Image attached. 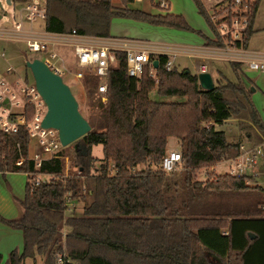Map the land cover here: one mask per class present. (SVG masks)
<instances>
[{"label":"trees","instance_id":"16d2710c","mask_svg":"<svg viewBox=\"0 0 264 264\" xmlns=\"http://www.w3.org/2000/svg\"><path fill=\"white\" fill-rule=\"evenodd\" d=\"M243 2L249 6L248 26L234 43L247 50L262 0ZM197 3L215 33L204 6ZM133 5L134 0H46L44 28L110 38L113 22L121 19L193 31L181 15L149 13ZM200 35L206 47L224 46ZM116 54L117 64L106 79L90 74L82 79L91 131L39 170L30 156L26 128L17 133L0 129V172L28 176L24 199H15L21 216H0V223L23 233V249L14 250L5 264H37L39 259L58 264L63 255L69 258L66 264H264V187L251 185L257 180L252 176L210 173L206 180L198 179L201 169L240 156L244 143H264V118L242 77L243 63L230 62L237 81L222 78L205 91L198 74L177 67L168 71V56L158 57L156 84L148 68L131 77L126 54ZM103 82L105 94L99 92ZM155 89L160 96L185 101H152ZM229 121L236 122L238 135L217 129ZM170 138L180 142L183 162L181 169L166 174L160 166ZM96 145H102L99 165ZM141 165L145 168L139 170ZM41 175L51 180L36 185ZM78 203L83 213L68 216L70 205Z\"/></svg>","mask_w":264,"mask_h":264},{"label":"built area","instance_id":"2783aa9c","mask_svg":"<svg viewBox=\"0 0 264 264\" xmlns=\"http://www.w3.org/2000/svg\"><path fill=\"white\" fill-rule=\"evenodd\" d=\"M138 1L140 0H134V4ZM199 1L204 6L209 21L213 28H215L218 37L224 43V46L221 48H205L207 53H203L201 49L192 50L179 46L151 44L129 38L90 37L78 30H74L71 33H50L43 27L41 31L35 30L34 32L33 28L36 23L45 22L47 9L46 5L38 7L32 3L20 11L14 30L12 32L0 31V35L5 40L25 42L30 52L42 54L40 60L53 73L62 78L69 73V63L72 62L73 64L71 58L68 62L60 53L64 52L67 48L73 49L76 64L79 67L77 72H72L71 75H74L79 80H82L84 76L89 74L106 79L111 67L117 64L116 53L118 52L126 54L127 70L131 77L142 76L148 68L150 77L155 80V83H158L157 72L159 68H155L154 61H159L158 57L160 55L168 56L169 60L167 61L166 69L171 71L175 67L173 61L175 57L182 54L192 55L194 51L203 59L196 65L198 73L209 72V65L205 62L206 58L210 56L222 58L225 55H230L236 62L246 63L251 71L264 73V54L251 53L248 50L235 47V43L228 44L226 41L224 42V39L228 40L231 38L235 42L242 38V33L248 26L247 14L249 13V6H244L243 0H232L233 7L229 6L230 0H219L208 8L202 0ZM168 8V0H163L160 4V10L157 7L159 12L161 10H168ZM230 11L232 15H230ZM229 16H232L230 23L228 20ZM25 19L30 25L27 32ZM229 45L231 47H228ZM200 50L201 54L199 53ZM11 71L12 69L9 68L7 72L10 73ZM19 82L26 85L31 82L22 89V92L26 96L24 102L17 100L16 95L9 94L10 89L6 86V80L0 76L1 129L6 133H17L20 127L26 128L30 140H36L44 151V155L35 154L32 157L35 168L39 170L45 160L58 156L63 150V146L57 130L43 128L42 123L47 113V106L37 91L34 80H30V77L25 75L20 76ZM107 90V83L103 82L99 86V92L105 94ZM23 162V159L20 160L17 166H21ZM182 162L181 153L172 151L165 156L160 168L166 174H172L180 168ZM229 162L231 164L230 175L236 177L249 176L247 170L254 168V176L258 179L260 173L256 171V168L264 166V145L257 147L242 145L240 156ZM41 183L44 182H41L40 178H37L36 185H40Z\"/></svg>","mask_w":264,"mask_h":264},{"label":"rangeland","instance_id":"374dc122","mask_svg":"<svg viewBox=\"0 0 264 264\" xmlns=\"http://www.w3.org/2000/svg\"><path fill=\"white\" fill-rule=\"evenodd\" d=\"M113 2H117L118 0H112ZM169 8L165 10V12H170L172 14L183 16L193 31H182V30H174V29H165L163 27H156L147 25L146 34L142 37V40H148L151 44H163V43H171L172 45L182 46L185 48H189L192 50H198L194 44L195 41L202 39L200 33L208 36H212L213 41L223 42L221 39L219 40L216 31L213 33L211 27L209 26L206 18L200 12V6L197 3V0H168ZM206 7L210 8L213 4L219 0H202ZM163 0H140L136 2L132 7L136 9L143 10L145 12L153 13L158 12L160 10V4ZM34 4L38 7H42L46 5V0H29V2L24 3L18 0H13V2L9 5L7 0H0V31L2 32H12L15 28V22L19 19V14L22 9H24L28 4ZM158 7V9H157ZM25 21L26 32L29 30V23ZM44 27V22H38L34 25V32L41 31ZM45 29V28H44ZM256 33L252 36L248 51L251 53H261L264 54V0L259 9L258 16L256 17V23L254 26ZM170 30V31H167ZM133 31V30H131ZM148 33V34H147ZM26 34V33H25ZM215 34V35H214ZM148 35V36H146ZM221 36V35H220ZM232 36V35H231ZM129 39H137L136 37H132ZM200 41V40H199ZM198 41V42H199ZM228 44H232L233 39L229 38L228 40L224 39V42ZM192 44V45H191ZM206 47V46H205ZM228 47H231L229 45ZM69 62L70 58L73 61L69 63L68 69L69 73L67 76L63 77L64 82L70 87L74 96L76 97L80 112L82 115L89 119L91 109L88 100V96L86 94V85L83 80L76 79L74 75L71 73L77 72L79 69L76 64V58L74 57V51L72 48H67L64 52H60ZM4 54V57H3ZM42 58V54L33 53L28 50L27 44L25 42H16V41H0V76H3L6 80L7 87L10 89V95H16L17 100L24 102L26 100L25 93L22 92V89L29 85L23 84L20 80V76H29L30 80L33 79L31 75V71L27 69L26 63L27 61H32L34 59ZM202 57L199 56L195 51L192 55L182 54L173 59L174 66L179 70L188 69L193 74H198L196 70V65L199 61H202ZM236 62L230 55H225L222 58H214L212 56L206 58V63L209 65L211 70V74L214 80L215 85H217L218 80L220 79L222 82L224 80L222 78H226L229 81L235 82L237 81V75L234 72L230 62ZM244 69V82L248 88L252 87L254 91H252V99L263 115L264 118V73L251 71L248 69L246 63L242 64ZM11 68L12 71L8 73V69ZM34 80V79H33ZM159 81V80H158ZM250 81V82H248ZM158 84V83H156ZM150 99L155 102H184V97H164L160 96L157 92V89L150 93ZM1 129V122H0ZM218 130L226 132L228 135H238L239 130L235 123H229L223 126H217ZM2 130V129H1ZM261 145H264L261 144ZM175 145L170 143L169 148L171 149ZM260 146V145H259ZM257 147V146H256ZM35 154L44 155V151L42 147L36 142V140L31 141L30 145V156L34 157ZM93 154L96 158L99 159L97 165L100 164V159L103 158L102 153V145H96L93 148ZM67 169L69 168L70 162L66 159ZM264 165V164H263ZM231 164L229 162H222L220 164H216L213 167L203 168L198 174L199 180H206L208 174L215 173L216 175H226L229 174ZM145 166L141 165L138 167L139 170L144 169ZM155 169V166L152 167ZM182 168V164L180 165V169ZM256 171L260 173V176L257 180L251 181V185H261L264 187V166L262 168H256ZM249 172H253L252 169ZM41 182H48L51 179L45 176H38ZM70 210L68 211V216L73 213H77V215H81L83 213V204L78 203L75 205H70ZM65 233L69 232V229H64ZM69 263V258L66 255L58 258V264H66ZM37 264H44L43 260L39 259Z\"/></svg>","mask_w":264,"mask_h":264},{"label":"water","instance_id":"95a60500","mask_svg":"<svg viewBox=\"0 0 264 264\" xmlns=\"http://www.w3.org/2000/svg\"><path fill=\"white\" fill-rule=\"evenodd\" d=\"M7 3L10 5L12 0H7ZM26 66L47 106L43 128L57 130L63 148L87 135L92 128L80 112L79 103L63 78L53 73L40 59L27 61ZM154 66L159 68L158 60L154 61ZM198 79L203 90L212 91L215 88L211 73H199Z\"/></svg>","mask_w":264,"mask_h":264},{"label":"crops","instance_id":"0c3cea01","mask_svg":"<svg viewBox=\"0 0 264 264\" xmlns=\"http://www.w3.org/2000/svg\"><path fill=\"white\" fill-rule=\"evenodd\" d=\"M262 3H263V0L259 6V9ZM257 16H258V13H257ZM255 23H256V20H255ZM146 28H147L146 24L119 19L113 22L111 37L112 38H132L134 36L137 38L135 40L149 43L148 42L149 39L148 40L141 39L146 34ZM167 31H170V30H167ZM208 37L212 38L211 35H208ZM199 40L194 42V44L196 45L193 48L201 49L203 53L204 52L207 53V51H205V48L207 47L204 46L205 45L204 39H199ZM0 41H7V40H5V38H3L2 35H0ZM158 44L177 47V45H172L171 43H163V44L158 43ZM179 47H182V46H179ZM201 50L199 51L200 54H201ZM196 70H197V67H196ZM209 73H211L210 68H209ZM229 123L236 124L235 121H229L228 123L224 125H227ZM170 143H173L175 146L172 147L171 149H167V155L172 151L180 152L181 145H180V142L176 138L169 139L168 148H169ZM243 145H246L247 147L250 146L245 143ZM250 169H252L253 172H249ZM250 169L247 170L248 175L256 178V176H254V173H255L254 168H250ZM27 183H28V176L26 174L0 172V216L6 219H10V220L18 219L21 216V209L19 208L15 199H20V200L24 199ZM17 249L18 250L23 249V233L20 230L10 228L0 223V255L3 256V261L1 262V264H5L10 254L14 250H17ZM25 264H33V262L26 261Z\"/></svg>","mask_w":264,"mask_h":264}]
</instances>
